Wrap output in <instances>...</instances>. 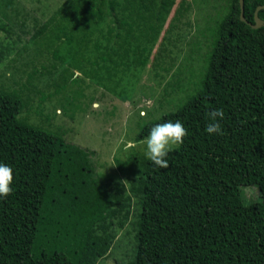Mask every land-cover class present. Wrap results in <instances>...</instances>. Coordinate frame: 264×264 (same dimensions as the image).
<instances>
[{
    "label": "trees",
    "instance_id": "16d2710c",
    "mask_svg": "<svg viewBox=\"0 0 264 264\" xmlns=\"http://www.w3.org/2000/svg\"><path fill=\"white\" fill-rule=\"evenodd\" d=\"M175 3L65 0L5 63L4 73L13 71L8 81L0 79V161L13 166L14 181L13 191L0 197V264H96L110 254L117 228L130 221L136 225L135 264H264V24L255 28L242 20L239 0H225L211 16L217 21L212 38L207 27L200 30L209 44L201 67L187 72L191 81L181 82L182 68L167 81L182 95L175 109L136 113L137 142L164 120L180 119L188 129L169 152L167 168L130 147L117 159L129 187L117 179L112 191L103 183L109 179L97 174L98 150L67 137L71 121L91 104L81 99L94 100L99 83L103 99L132 100L136 83L120 74L132 61L144 67L150 60ZM259 4L264 0H245L247 20L255 22ZM191 5L181 0L175 7L163 37L169 44L170 31ZM107 15L117 23L104 24ZM259 16L264 19V8ZM59 18L64 25L54 32ZM60 35L76 47L64 52ZM46 51L53 59L48 64ZM170 59L155 55L156 78L166 76L159 70L169 72ZM122 61L127 67L118 68ZM75 68L81 74L72 78ZM45 74L52 90L41 80ZM71 92L79 103L66 102ZM173 92L165 88L162 99ZM114 105L106 121L123 112ZM216 107L224 111L222 132L209 134L208 113Z\"/></svg>",
    "mask_w": 264,
    "mask_h": 264
},
{
    "label": "rangeland",
    "instance_id": "374dc122",
    "mask_svg": "<svg viewBox=\"0 0 264 264\" xmlns=\"http://www.w3.org/2000/svg\"><path fill=\"white\" fill-rule=\"evenodd\" d=\"M180 1L181 0H176L175 5L171 9V13L158 36L157 42L150 52V60L146 67L140 68V66L133 61L129 65L122 61L120 66H118V68H125L128 65L129 68L126 73L120 74V76L122 77V75H125L127 81H134L136 83L135 92L131 95L132 100L124 102L114 96L113 101L111 100L112 97H109L107 100H105L106 98L103 99L100 93L105 89V86L99 83L98 87L100 90L93 93V95L95 99L99 101L100 107L90 104L88 110L79 112L75 120L71 121L70 127H72V129L69 131L67 137L81 145L84 144L90 146L92 149L98 150L96 154L93 155V158H95V161L98 163L96 167L98 169L97 174H100L103 178L106 177L109 179L106 180L104 178L105 181L103 183L106 185L111 184L109 188L112 191L115 189L113 181L116 182L117 179L126 181L127 187H129L127 172L118 169L119 163L117 159L126 158L130 152V147L135 146L136 148L134 149H140L144 152L146 149L145 140L137 142L133 139L135 130H137L136 123L139 117L136 113L139 111L141 115L146 116L148 112L147 109L150 107L157 110V115L161 114L164 110L175 109L174 103L177 102L182 95L177 96L176 92H178V90L168 85L167 81L175 78V76L173 77V72L178 68H182V73H179V75L183 74L181 82L187 85L188 81H191L187 72L191 70L192 67H201L209 44V41L204 40V36L198 34L201 29L207 27L205 34L210 38L213 37L212 35H214L217 21L211 20V16L215 17L219 15L220 11L218 10L221 9L225 3V0H186L192 3L191 8L185 14L186 16L181 18L178 28L175 26V28H172L170 31L172 36L170 40H172V44H169L167 42L169 40L163 37L167 35L166 31H168V25L174 14V9ZM64 2L65 0H10V2H8V0H0V50L5 56L4 62H0V79H6V81H8L7 79L12 76L11 72L13 70L12 68H6L8 72L4 73L5 63L10 62L12 57L19 51L24 50L23 44L30 39V35L36 31L38 26L48 20V18L54 14L55 10ZM112 18L113 16L107 15L104 24H107V22L112 24L117 23L116 20L113 22ZM63 25L64 21L59 18L55 26L52 25V27L54 26L52 30L58 32ZM96 31L98 30H94V36L97 34ZM46 33L50 34V30ZM60 36L62 39L59 40L57 46L64 52L68 51L69 47L70 50L76 47L74 44H69L65 36ZM197 40H201V42L195 45V41ZM167 53L171 54V59L168 61V64H171L169 72L159 70L161 75L166 74V76L154 79L156 76L155 72H157L159 68V66H155L154 64L155 55L163 54L165 56ZM79 54L81 53L79 52ZM44 57L46 64L53 61L50 51L44 52ZM114 57L117 59V56ZM22 62L25 63L26 60L23 59ZM69 63H71L70 58L65 62V65ZM26 67L32 70L33 66L27 64ZM15 77L18 78L19 76L15 75ZM47 79L48 74L43 75L41 78L44 85L52 90L53 87L47 83ZM73 81L75 80L70 79L69 83L72 84ZM189 85L191 87L193 86L192 83H189ZM165 88H167L168 91L175 92L162 99ZM179 93L184 94L185 92L180 90ZM81 100L88 102L90 98H82ZM76 102L79 103L80 99L77 98ZM114 104L120 105L127 110L124 111L123 109L122 113L118 112L113 119L106 121V110L115 108ZM60 121L64 126V119L62 117ZM55 123H58L57 119H55ZM122 146L126 148V152L122 149ZM123 199H125V195ZM123 202L122 200L120 203ZM114 205L118 206L119 202ZM135 228L136 225L134 221L127 222L124 230L117 228V231L121 233L115 238L110 254L100 258L97 264H135Z\"/></svg>",
    "mask_w": 264,
    "mask_h": 264
},
{
    "label": "clouds",
    "instance_id": "9594fccd",
    "mask_svg": "<svg viewBox=\"0 0 264 264\" xmlns=\"http://www.w3.org/2000/svg\"><path fill=\"white\" fill-rule=\"evenodd\" d=\"M78 60H83L79 55L76 56ZM148 63V62H147ZM146 63V65H147ZM146 65L144 67H146ZM67 66V65H66ZM140 68L141 65H139ZM75 75L72 78H77L79 74V69H74ZM156 76L154 77V79ZM70 81H67L65 89L70 88ZM66 102L70 104H75L77 97L73 92L67 93ZM88 103L94 104L100 107L99 101L96 99L89 100ZM61 111V109H59ZM58 110V111H59ZM60 118L62 117L58 113ZM224 117V111L220 107L213 108L208 113V120L205 125V131L209 134L221 133L222 132V118ZM188 129L182 120H164L161 123L154 124L145 138L146 149L145 156L156 166L161 168H167L169 161L167 159L169 152L171 151L173 145L183 141V138L187 135ZM13 181H14V168L11 164L0 161V197L7 196L13 191ZM99 261V260H98ZM97 261V262H98ZM97 264V263H96Z\"/></svg>",
    "mask_w": 264,
    "mask_h": 264
},
{
    "label": "water",
    "instance_id": "95a60500",
    "mask_svg": "<svg viewBox=\"0 0 264 264\" xmlns=\"http://www.w3.org/2000/svg\"><path fill=\"white\" fill-rule=\"evenodd\" d=\"M240 1V6H241V12H240V17L242 20L247 21L250 23L253 27L258 28L264 24V19L259 16V11L264 8V4H259L257 8L255 9V22H251L247 20L245 16V0H239Z\"/></svg>",
    "mask_w": 264,
    "mask_h": 264
}]
</instances>
